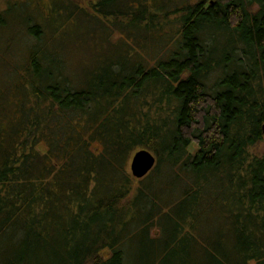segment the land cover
Listing matches in <instances>:
<instances>
[{
  "label": "trees",
  "instance_id": "trees-1",
  "mask_svg": "<svg viewBox=\"0 0 264 264\" xmlns=\"http://www.w3.org/2000/svg\"><path fill=\"white\" fill-rule=\"evenodd\" d=\"M56 1L0 10V264H264V0Z\"/></svg>",
  "mask_w": 264,
  "mask_h": 264
},
{
  "label": "rangeland",
  "instance_id": "rangeland-1",
  "mask_svg": "<svg viewBox=\"0 0 264 264\" xmlns=\"http://www.w3.org/2000/svg\"><path fill=\"white\" fill-rule=\"evenodd\" d=\"M19 1H23V0H0V10L6 9V7L9 6V5L14 7L15 9H18L17 5L20 3ZM185 1H188V0H185ZM77 2L81 3L82 6L85 7V8L89 7V5L88 6L86 5V0H77ZM175 2H176L175 5H177V3H180V0H175ZM26 3H27V5L24 6V8L26 7L27 9L22 8V9H20V12L25 13L26 16H28L30 14L29 12H31L33 14V18H35L36 17L35 16L36 12H40V10L42 11V14L43 13L44 14H48L50 9L52 10V7L54 6V4H57V1L56 0H29V2H26ZM61 9H62V5L60 6V11H61ZM0 12H1L0 13V16H1L2 11H0ZM87 14L90 15V12L88 11ZM84 19H85V21H84L85 23H83V19H82L80 21V23H79V26H78L79 29L75 31V36L77 35L76 36L77 39L74 41V45L70 43V46L67 47V49H68L67 56H68V59H69V60L67 59V62H69V63H72V61L76 60V56H78V54H79L80 57H82V59L84 61L88 62L90 57H91L92 51L94 50L93 48H94V45L96 44L95 43L96 41L94 40L95 42L91 43L90 39L87 38V35H89L91 31H92L91 35L93 37H94V33L96 35L100 34V26L99 25L97 26V24L96 25L93 24V21H89V18H85L84 17ZM62 20H63V18L60 19L61 22H63ZM66 20L68 21L67 17H66ZM18 23H17L18 26L16 24L17 27L14 29L15 31H12L14 33L16 32V35H13L12 38H11L12 41L14 40L12 42V44H14L15 41H20V40L23 41L24 44H25V43L30 41V37L23 30L24 29L23 28L24 24H22V27H21L19 20H18ZM84 28H87L86 31H85ZM7 36L5 34H0V49L3 48V47H6V44H8V40L10 38L5 40L6 39L5 37H7ZM85 39H89V40L83 41ZM95 39H97V38H95ZM68 41H70V40H68ZM24 44H23V46H24ZM92 46H93V48H92L93 50L91 49ZM24 51H25V49H24ZM16 53H17L16 56L18 57V55H20V54L22 55L23 51H19V52L16 51ZM151 57H152V55H151ZM0 58L4 60V56L3 55ZM12 59H13V57H12ZM8 73H9V69L7 67L3 68V66L0 65V75L3 76V74H8ZM213 81H214V79L212 78L210 80L211 85H213V83H214ZM142 149H144V148H142ZM251 150H252V152L254 154H258V155L263 156L264 155V139L262 140V142L257 144V146L253 147ZM136 153L137 152H135L132 155L131 159L134 157V155ZM131 159L129 160L130 164L132 162Z\"/></svg>",
  "mask_w": 264,
  "mask_h": 264
},
{
  "label": "water",
  "instance_id": "water-1",
  "mask_svg": "<svg viewBox=\"0 0 264 264\" xmlns=\"http://www.w3.org/2000/svg\"><path fill=\"white\" fill-rule=\"evenodd\" d=\"M130 169L137 179L147 176L157 164V158L152 151L140 149L131 159Z\"/></svg>",
  "mask_w": 264,
  "mask_h": 264
}]
</instances>
